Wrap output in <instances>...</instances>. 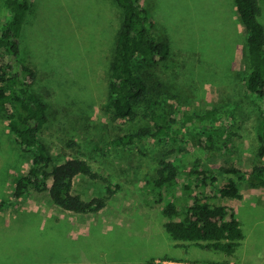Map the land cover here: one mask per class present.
<instances>
[{
    "label": "rangeland",
    "instance_id": "obj_1",
    "mask_svg": "<svg viewBox=\"0 0 264 264\" xmlns=\"http://www.w3.org/2000/svg\"><path fill=\"white\" fill-rule=\"evenodd\" d=\"M5 1L0 28L10 17ZM179 1L142 0L172 52L156 64L136 62L137 72L156 84L157 103L137 104L133 118L119 119L109 74L123 10L115 0H33L22 56L37 70L35 88L50 107L41 140L54 165L81 158L99 175L78 176L75 194L91 200L106 196L109 187L115 193L92 214L62 210L49 191L32 189L15 201V183L31 169L33 155L21 149L0 113V264L218 263L224 254L192 243L186 248L165 230V203L184 212L196 200L233 208L242 222L245 240L226 258L230 264H264V186L251 184L255 168L264 167L258 136L263 106L246 87L248 32L232 0H188L196 2L189 8ZM261 7L264 23V0ZM155 115L166 118L173 135L157 134ZM207 133L214 137L211 150ZM129 135L135 136L131 144L114 143ZM171 151L180 182L158 190L159 165ZM232 179L242 199L219 195Z\"/></svg>",
    "mask_w": 264,
    "mask_h": 264
},
{
    "label": "trees",
    "instance_id": "obj_2",
    "mask_svg": "<svg viewBox=\"0 0 264 264\" xmlns=\"http://www.w3.org/2000/svg\"><path fill=\"white\" fill-rule=\"evenodd\" d=\"M115 1L123 10V21L110 64L109 93L115 117L129 119L135 115L137 104L157 103H153L156 84L154 86L148 76L137 72L136 62L152 65L166 61L171 55L172 47L163 39V32L159 34V28L163 27L157 25L150 9L142 0ZM187 1L175 4L182 8H189L193 4L196 6V2ZM232 1L248 32V61L251 69L246 87L262 100L263 119L258 136L261 143L259 155L264 156V23L261 19V0ZM224 3L226 1L222 5ZM33 5V0H6L5 7L10 12V17L0 28V113L8 120L9 130L21 149L33 155L31 169L17 179L13 197L18 201L32 189L37 192L49 191L51 201L64 211L75 214L98 213L107 206L115 192L109 187L106 196L91 200L75 194L74 184L78 176L98 179L99 175L81 158H71L54 165V158L40 137L50 121V107L35 88L39 79L37 70L26 64L22 56L24 27ZM218 8L220 7H216L217 10ZM153 120L158 135H173L164 116L155 115ZM148 133L149 130H146L141 134ZM134 138V135L124 136L114 143L126 146ZM213 141V134L207 133V149L213 148ZM173 153L171 151L164 155L160 162L154 181V187L158 190L173 189L180 182L181 172L172 158ZM198 173L205 172H196ZM253 179V186H264V167L255 168ZM207 180L205 177L204 183ZM219 195L223 198H243L239 184L233 179L219 190ZM163 214L170 219L164 225L166 232L174 241L185 243L182 245L186 248V243H192L202 249L233 257L245 240L242 222L235 210L228 206L196 200L194 205L183 212L176 203L170 202L163 206Z\"/></svg>",
    "mask_w": 264,
    "mask_h": 264
},
{
    "label": "built area",
    "instance_id": "obj_3",
    "mask_svg": "<svg viewBox=\"0 0 264 264\" xmlns=\"http://www.w3.org/2000/svg\"><path fill=\"white\" fill-rule=\"evenodd\" d=\"M148 264H223V263H201L195 261H187V260H153Z\"/></svg>",
    "mask_w": 264,
    "mask_h": 264
},
{
    "label": "crops",
    "instance_id": "obj_4",
    "mask_svg": "<svg viewBox=\"0 0 264 264\" xmlns=\"http://www.w3.org/2000/svg\"><path fill=\"white\" fill-rule=\"evenodd\" d=\"M243 194V193H242ZM225 206V205H224ZM202 249V248H201ZM204 251H209V252H213V255H217V257H221L222 255H220V253H217V252H214V251H210V250H206V249H203ZM225 257V258H224ZM224 257L221 259V261H219L218 263H222V262H228L227 261V256H225L224 255ZM172 260H177V259H172ZM151 261H153L152 259L151 260H149L146 264H148L149 262H151ZM187 261H189V260H187ZM236 264H238V263H236Z\"/></svg>",
    "mask_w": 264,
    "mask_h": 264
}]
</instances>
